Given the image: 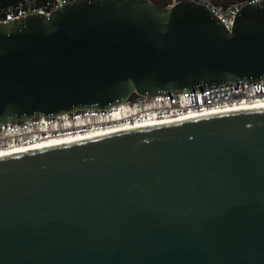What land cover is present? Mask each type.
I'll list each match as a JSON object with an SVG mask.
<instances>
[{"label":"water","instance_id":"1","mask_svg":"<svg viewBox=\"0 0 264 264\" xmlns=\"http://www.w3.org/2000/svg\"><path fill=\"white\" fill-rule=\"evenodd\" d=\"M264 77V1L71 0L0 22V122ZM0 153V264H264V107Z\"/></svg>","mask_w":264,"mask_h":264},{"label":"built area","instance_id":"2","mask_svg":"<svg viewBox=\"0 0 264 264\" xmlns=\"http://www.w3.org/2000/svg\"><path fill=\"white\" fill-rule=\"evenodd\" d=\"M71 0H19L15 4L0 8V22H8L30 13L49 14ZM162 5L172 6L183 0H151ZM205 5L224 25L231 29L240 9L249 4L261 3L264 0H191ZM136 95V94H135ZM133 96V95H132ZM255 97L264 98V77L257 80H228L211 84L203 88L183 89L162 92L149 96H131L124 101L126 108L139 106L137 117L179 116L190 110H202L226 104H237ZM117 105V104H115ZM109 108H85L57 115H34L22 121L0 122V146L12 144H32L35 141L59 135L61 132L90 130L100 120L107 118L114 106ZM153 106V107H151ZM133 121L129 117L128 121ZM104 122V121H103Z\"/></svg>","mask_w":264,"mask_h":264},{"label":"bare ground","instance_id":"3","mask_svg":"<svg viewBox=\"0 0 264 264\" xmlns=\"http://www.w3.org/2000/svg\"><path fill=\"white\" fill-rule=\"evenodd\" d=\"M262 107H264V98L255 97V98L243 100L237 104H226L219 107H209L197 111L190 110L189 112L179 116H171V117H163V118L156 116L154 118L146 114L137 117V114H139L140 111L139 106L137 105L135 106V108L129 109L126 108L125 103L122 102L115 105L114 108H112V110L110 111L108 117L100 120L102 122H98L97 125L92 127L90 130H84V131L76 130L72 133L61 132L59 135H52L50 137L35 141L34 143L27 145L18 144V143L12 145H3L0 146V153L27 151L30 149L65 143V142L82 139L94 135H99L111 131L143 127V126L157 124L183 117L191 118L195 116L206 115L221 111L262 108ZM129 117H133V121L132 120L128 121Z\"/></svg>","mask_w":264,"mask_h":264},{"label":"trees","instance_id":"4","mask_svg":"<svg viewBox=\"0 0 264 264\" xmlns=\"http://www.w3.org/2000/svg\"><path fill=\"white\" fill-rule=\"evenodd\" d=\"M18 1L19 0H0V8H5L7 6L15 4Z\"/></svg>","mask_w":264,"mask_h":264},{"label":"rangeland","instance_id":"5","mask_svg":"<svg viewBox=\"0 0 264 264\" xmlns=\"http://www.w3.org/2000/svg\"><path fill=\"white\" fill-rule=\"evenodd\" d=\"M157 1H160V2H161L162 0H157ZM135 99H136V95H133V96H131V98H130L131 101H133V100H135Z\"/></svg>","mask_w":264,"mask_h":264},{"label":"snow or ice","instance_id":"6","mask_svg":"<svg viewBox=\"0 0 264 264\" xmlns=\"http://www.w3.org/2000/svg\"><path fill=\"white\" fill-rule=\"evenodd\" d=\"M182 119H188V117H183ZM165 123H168L167 121H165Z\"/></svg>","mask_w":264,"mask_h":264}]
</instances>
